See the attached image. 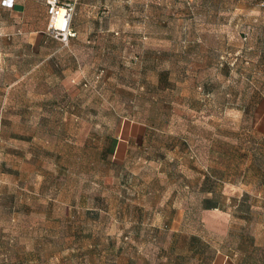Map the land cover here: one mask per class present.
<instances>
[{"label": "rangeland", "instance_id": "1", "mask_svg": "<svg viewBox=\"0 0 264 264\" xmlns=\"http://www.w3.org/2000/svg\"><path fill=\"white\" fill-rule=\"evenodd\" d=\"M57 1L0 28V264L264 256V0Z\"/></svg>", "mask_w": 264, "mask_h": 264}, {"label": "crops", "instance_id": "2", "mask_svg": "<svg viewBox=\"0 0 264 264\" xmlns=\"http://www.w3.org/2000/svg\"><path fill=\"white\" fill-rule=\"evenodd\" d=\"M2 0H0L1 2ZM46 0H13V6L11 8L0 7V28L13 30L14 34L24 33L26 37V43L30 46L40 45L44 42V35L47 33V18H42L39 28L33 27L34 13L32 12L35 7L44 5L46 7ZM42 7V6H41ZM9 17V22L5 19ZM253 129L257 132L264 134V101L261 103V109L255 119L253 120ZM136 133H130L129 135L137 136ZM205 208V207H204ZM190 254H194V249L189 251ZM197 255L199 253H196ZM198 264H205L203 256L198 260ZM206 264H264V256L254 255L248 252H234L233 254L228 252L217 251L212 261Z\"/></svg>", "mask_w": 264, "mask_h": 264}, {"label": "built area", "instance_id": "3", "mask_svg": "<svg viewBox=\"0 0 264 264\" xmlns=\"http://www.w3.org/2000/svg\"><path fill=\"white\" fill-rule=\"evenodd\" d=\"M45 3L48 14V35L59 42L67 43L68 39L74 36L71 30L74 2L59 4L57 0H46ZM12 6L13 0H2L0 2V7L11 8Z\"/></svg>", "mask_w": 264, "mask_h": 264}, {"label": "trees", "instance_id": "4", "mask_svg": "<svg viewBox=\"0 0 264 264\" xmlns=\"http://www.w3.org/2000/svg\"><path fill=\"white\" fill-rule=\"evenodd\" d=\"M58 3L59 4H63L62 2H58ZM205 208L206 209H214V208H217V205L212 203L211 201H207V204L205 205Z\"/></svg>", "mask_w": 264, "mask_h": 264}]
</instances>
